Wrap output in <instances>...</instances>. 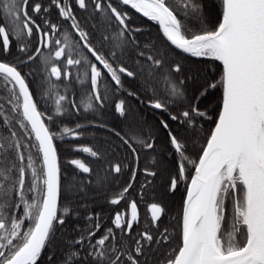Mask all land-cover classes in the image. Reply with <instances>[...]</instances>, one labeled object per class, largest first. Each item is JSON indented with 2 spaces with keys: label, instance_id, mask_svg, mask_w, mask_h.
<instances>
[{
  "label": "snow or ice",
  "instance_id": "1",
  "mask_svg": "<svg viewBox=\"0 0 264 264\" xmlns=\"http://www.w3.org/2000/svg\"><path fill=\"white\" fill-rule=\"evenodd\" d=\"M119 3L155 21L169 46L141 44L132 33L142 29L129 26L130 17L118 10ZM53 5L73 30L65 31L62 39L55 38L59 25L46 15ZM76 5L85 11L91 5L96 22L82 26L70 0H50L48 6L37 0H0V56L14 55L11 36L19 58L0 60V264H38L44 249L58 243L63 245L61 264H149L154 246L165 244L168 236L133 231L139 223L138 207L127 194L136 171L152 178L167 174L166 194L188 181V165L194 175L183 206L182 246L163 264H264V0H220L219 20L205 0H118L115 5L113 0H76ZM34 30L37 43L32 48ZM172 46L220 62L219 79L203 68L182 65L172 55ZM31 62L37 69L23 72L22 66ZM122 77L137 81L139 91L125 88ZM65 80L81 85L75 93L78 100L69 99ZM218 87L222 110L197 151L201 121L211 119L200 104ZM121 92L141 104V95L150 94L148 106L168 115L158 124L166 133L165 147L156 152V132L145 133L138 110L126 97L119 98L114 108L126 129L111 132L130 149L136 165L132 180L110 203L124 201L128 211H116L113 227L99 236L101 225L90 216L94 227L77 229L76 239L60 240L57 228L73 210L60 203L55 141L80 138L83 125L60 127L58 119L69 105L77 112L82 108L96 113ZM172 122H178L181 131ZM133 143L155 153V170L140 169ZM78 150L98 159L106 155L87 146ZM106 162L112 172H122V163ZM70 164L83 173L93 172L80 159ZM63 179L64 191L76 188L69 177ZM107 181V175L96 174L99 187ZM146 187L140 186L141 199ZM150 213L152 221H159L165 208L154 202Z\"/></svg>",
  "mask_w": 264,
  "mask_h": 264
},
{
  "label": "trees",
  "instance_id": "2",
  "mask_svg": "<svg viewBox=\"0 0 264 264\" xmlns=\"http://www.w3.org/2000/svg\"><path fill=\"white\" fill-rule=\"evenodd\" d=\"M37 2H42L45 6H48L50 0H37ZM113 2L115 5L118 0H113ZM70 3L72 11L75 13L77 19L81 21L82 26H85V21L88 22V25L96 22L93 19V17L96 16V13L92 11L91 5H89L88 10L85 11L84 9L78 8L76 0H70ZM205 4L207 10L212 12L215 20L222 18L220 0H205ZM118 10H123L128 14L130 20L127 21V23H129L130 27L142 29L141 32L132 33L141 44L147 41H152L161 47L169 46L160 34L157 23L143 18L122 3H119ZM46 15L51 22L58 24L60 27V31L55 34V38L62 39L65 31H73L70 28V22L64 21L60 18L59 12L54 5L51 6L50 12ZM33 18L37 19V22L40 23L38 17L33 16ZM116 28L117 24L113 21L112 29L115 30ZM10 40L13 41L12 52L14 55L11 57L0 56V60L19 59L15 56L16 48L13 37L10 36ZM36 43L37 37L35 36L34 30L30 46L35 48ZM170 50L174 58H176L182 65L190 68H203L211 78L219 79L222 71V65L220 62L212 61L207 58L188 57L172 47ZM47 51V49H44L43 53L46 54ZM36 69L37 64L35 62H31L30 67L22 66L23 72L34 71ZM208 69L211 70L208 71ZM70 70L75 72V69ZM108 79L110 81V77H108ZM122 80L125 88L134 92L139 91L137 81L127 77H122ZM64 83L69 86V99L78 100V96L75 93L81 85L78 82L73 83L72 80H65ZM124 97H126L142 116L145 124L144 132H156V152H162L165 147L166 133L158 128V124L160 119H168V115L148 107L147 101L152 99L150 94L141 95V99L145 101V103L141 104L135 98L127 97L126 93H117L103 109L96 113L86 112L82 108L77 112L69 105L70 110L66 115L58 119V125L60 127L66 126L72 129H74L77 124L83 125V128L78 129L83 135L78 139L68 137L64 140L55 141L62 176L60 203L62 206H70L73 210L70 216L66 218L65 224L58 226L57 228V234L60 240L76 239L79 235L77 229L87 232L88 228L94 227V224L90 223L88 220V217L90 216L94 217L101 225L97 232V236H99L106 228L113 227L112 219L116 211H128L124 201L119 205H112L110 203V200L114 198L117 193L121 192L124 187H127L128 183L132 180V173L136 165V161L134 160L130 149L122 144V142L111 132L112 128H115L117 131L122 128L126 129L124 121L114 108L117 100ZM37 99H39V94H37ZM38 107L43 109V104L38 105ZM200 107L202 110H207L210 113L211 119L201 121L202 129L197 137V151H199V146L204 144L205 140L209 137L210 132L215 127V122L218 118L217 114L222 108V89L218 87L217 89L212 90L211 94L200 104ZM45 122L47 123V121ZM172 126L177 128L178 131H181L178 122H172ZM60 127L57 128V131L60 130ZM142 138L147 139L148 137L145 135ZM85 146L92 147L93 150L105 153V158H93L87 153L78 150ZM133 147L137 148V152L140 155V169L148 167L150 170H155L154 166L151 164L152 156L155 153L151 152V150H144L135 143H133ZM192 158H196L195 154H193ZM72 159H80L87 166L92 168L93 172L86 174L79 169H76L74 165L70 164ZM106 161L122 163V172L119 174L112 172L110 164ZM97 173L108 176L106 186L103 188L96 184ZM193 173L194 169L191 165H188V181H182L175 192L169 191L165 194L163 185H166L168 182L167 174L158 173L157 177L152 178L146 177L142 171H136L135 181L127 194V200L129 202L131 200H136L141 211L140 223L133 227V231L143 232L146 230L154 237H157L158 233L168 236V240L165 244L154 246V249L156 250L150 253L149 264H163L169 254L174 255V250H178V248L182 246L183 206L187 194V188ZM64 177H69L76 184V188L71 192L63 190ZM149 181H151V183H149ZM141 185H147L143 190L142 199L140 198ZM154 202L161 203L165 208V214L161 216L159 221L151 220L149 208L150 204ZM164 229H167V233H164ZM114 230L117 231L119 236V230ZM62 249L63 245L60 243L54 247H46L38 260V264H61ZM80 251L84 253V249H80ZM84 254L86 255V253ZM49 257H51V259H49Z\"/></svg>",
  "mask_w": 264,
  "mask_h": 264
},
{
  "label": "water",
  "instance_id": "3",
  "mask_svg": "<svg viewBox=\"0 0 264 264\" xmlns=\"http://www.w3.org/2000/svg\"><path fill=\"white\" fill-rule=\"evenodd\" d=\"M125 6V5H124ZM126 7H128V8H130V9H132L130 6H126ZM132 10H134L137 14H139L140 16H142L143 18H145V19H147V20H149V21H152V20H150L149 18H147V17H144L143 15H142V13H139V12H137L135 9H132ZM153 22H155V21H153ZM156 23V22H155ZM158 27H159V31H160V34L162 35V37L164 38V40L167 42V40H166V38L163 36V33H162V29L160 28V26L158 25ZM168 44H169V42H167ZM172 48H174V46H172ZM175 49V48H174ZM175 50H177L178 52H180V53H182V54H184V55H186V56H188V57H192L190 54H186V53H183L181 50H179V49H175ZM149 107V106H148ZM150 108V107H149ZM152 109V108H151ZM154 110V109H153ZM221 110H222V108H221ZM155 111H159V110H155ZM58 154V153H57ZM193 175H194V173H193ZM190 184V183H189ZM186 196H187V194H186ZM185 200H186V197H185ZM185 202V201H184ZM140 218V213H139V209H138V219ZM138 224V223H137ZM135 225V224H134ZM133 225V226H134Z\"/></svg>",
  "mask_w": 264,
  "mask_h": 264
},
{
  "label": "flooded vegetation",
  "instance_id": "4",
  "mask_svg": "<svg viewBox=\"0 0 264 264\" xmlns=\"http://www.w3.org/2000/svg\"><path fill=\"white\" fill-rule=\"evenodd\" d=\"M121 202H122V201H121ZM137 207H138V209H139V213H140V218H139V223H140V219H141V211H140V208H139L138 205H137ZM148 208H149V207H148ZM149 211H150V208H149ZM139 223H138V224H139ZM138 224H135V225H138ZM135 225H134V226H135ZM134 226H133V227H134Z\"/></svg>",
  "mask_w": 264,
  "mask_h": 264
}]
</instances>
